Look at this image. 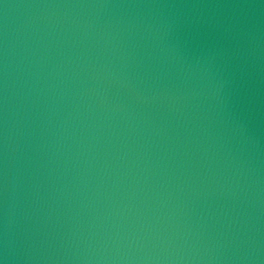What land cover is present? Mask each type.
<instances>
[{"label": "water", "instance_id": "obj_1", "mask_svg": "<svg viewBox=\"0 0 264 264\" xmlns=\"http://www.w3.org/2000/svg\"><path fill=\"white\" fill-rule=\"evenodd\" d=\"M0 264H264V0H0Z\"/></svg>", "mask_w": 264, "mask_h": 264}]
</instances>
